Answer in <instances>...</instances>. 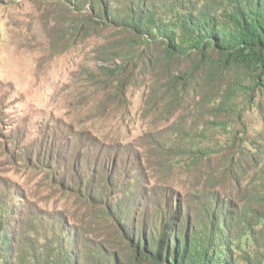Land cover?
Returning a JSON list of instances; mask_svg holds the SVG:
<instances>
[{"label":"rangeland","instance_id":"374dc122","mask_svg":"<svg viewBox=\"0 0 264 264\" xmlns=\"http://www.w3.org/2000/svg\"><path fill=\"white\" fill-rule=\"evenodd\" d=\"M57 13L59 0H0V262L78 253L113 224L150 235L161 217L179 234L228 219L225 255L264 264V118L146 114L140 83L98 53L110 34Z\"/></svg>","mask_w":264,"mask_h":264},{"label":"trees","instance_id":"16d2710c","mask_svg":"<svg viewBox=\"0 0 264 264\" xmlns=\"http://www.w3.org/2000/svg\"><path fill=\"white\" fill-rule=\"evenodd\" d=\"M161 2L59 0L63 15L57 17L78 24L84 36L110 34L105 37L107 47L98 53L120 62L115 68L140 83L146 114L164 119L209 116L210 127H226L225 119L241 120L246 106L263 119L264 0ZM91 191L88 188L95 200ZM160 220H154L150 235L142 236L135 233L134 224H121L124 233L113 224L111 241L91 247L83 242L78 253L59 248L31 264H241L225 255V238L231 234L228 219H213L209 225L204 221L181 234L176 223L165 218L158 229ZM235 243L245 248L251 237L245 234L244 241ZM9 246L0 244L6 256ZM6 256L0 264H25Z\"/></svg>","mask_w":264,"mask_h":264}]
</instances>
